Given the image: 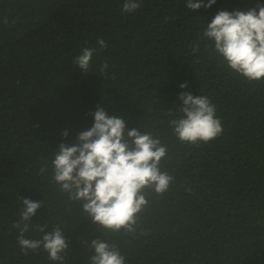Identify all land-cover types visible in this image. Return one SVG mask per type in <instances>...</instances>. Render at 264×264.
Wrapping results in <instances>:
<instances>
[{
    "label": "trees",
    "instance_id": "trees-1",
    "mask_svg": "<svg viewBox=\"0 0 264 264\" xmlns=\"http://www.w3.org/2000/svg\"><path fill=\"white\" fill-rule=\"evenodd\" d=\"M124 2L0 0V264H60L43 247L22 251L18 196L43 201L26 238L42 239L38 225L61 227L64 264H90L96 238L115 243L126 264H264V79L235 73L203 37L219 11L264 0H216L197 11L187 0H141L131 14ZM99 39L108 46L85 73L74 60ZM181 92L209 97L223 135L179 141L170 121L182 115ZM97 106L168 148L161 170L174 180L163 195L146 189L134 233L100 228L52 181L59 145L77 143Z\"/></svg>",
    "mask_w": 264,
    "mask_h": 264
},
{
    "label": "clouds",
    "instance_id": "clouds-1",
    "mask_svg": "<svg viewBox=\"0 0 264 264\" xmlns=\"http://www.w3.org/2000/svg\"><path fill=\"white\" fill-rule=\"evenodd\" d=\"M215 3L216 0H209L207 4L203 0H187L186 7L197 11L202 7L211 8ZM140 7L141 0H125L122 11L131 14ZM4 23H9L7 17ZM203 37L212 42L218 57L235 73L249 82L264 79V5L246 12L219 11L207 24ZM97 43L99 49L84 48L74 60L85 73L94 53L108 46L103 39ZM198 50V46L193 49ZM107 68L105 63L101 71ZM179 99L183 102L179 108L182 115L170 121L179 141L198 145L223 135L222 121L208 96L181 92ZM93 115V126L78 134L76 144L59 145L52 160V181L70 200L81 202L84 212L100 228L107 232L134 233L140 214L149 205L146 189L163 195L174 180L167 171L161 170L168 148L151 132L129 130L123 118L110 116L102 107L97 106ZM63 136L67 139V130ZM39 171L44 174L47 168L41 167ZM18 199L24 207L14 227L20 229L17 239L22 251L27 253L43 247L51 261L64 264L69 243L59 225L49 232L45 231L46 225H38V230L44 233L42 239L25 237L43 201L19 196ZM90 248L94 250L90 264H126L119 247L104 238L92 239Z\"/></svg>",
    "mask_w": 264,
    "mask_h": 264
}]
</instances>
